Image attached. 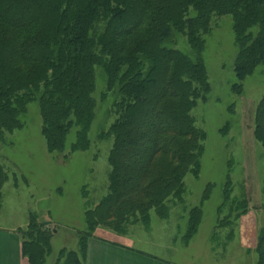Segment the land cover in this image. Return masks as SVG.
Here are the masks:
<instances>
[{
    "label": "trees",
    "instance_id": "trees-1",
    "mask_svg": "<svg viewBox=\"0 0 264 264\" xmlns=\"http://www.w3.org/2000/svg\"><path fill=\"white\" fill-rule=\"evenodd\" d=\"M224 15L233 20V70L240 83L264 64V0H0V140L22 127L20 116L37 102L50 152L65 149L73 128L71 152L87 150L97 69L106 75L103 99L108 92L117 95L108 130L114 144L107 195L86 211L79 249L60 250L55 264H85L87 242L99 226L123 234L132 224L148 225L152 210L167 217L171 202L184 201V179L199 175L205 140L191 114L210 90L201 58L204 35L212 18ZM174 33L187 38L194 57L167 45ZM256 107L253 133L264 148V95ZM7 179L0 162V194ZM230 184L229 176L218 215L230 200ZM248 206L236 202V219ZM188 213L187 242L203 216L200 206ZM231 214L217 225L223 227ZM29 219L18 231L23 256L45 264L53 232ZM256 249L257 264H264V228Z\"/></svg>",
    "mask_w": 264,
    "mask_h": 264
},
{
    "label": "rangeland",
    "instance_id": "rangeland-1",
    "mask_svg": "<svg viewBox=\"0 0 264 264\" xmlns=\"http://www.w3.org/2000/svg\"><path fill=\"white\" fill-rule=\"evenodd\" d=\"M211 31L204 35L202 59L210 90L192 109L196 126L203 131V153L198 176L187 174L183 202L169 204L167 217L151 211L148 225L136 223L126 233L99 226L94 235H104L129 248L157 256L164 264H257L259 234L264 228V148L256 139L255 114L264 93V64L243 81L236 78L238 47L230 15L212 18ZM169 46L190 56L195 52L187 38L174 33ZM96 70L95 118L89 131L90 147L71 152L77 128L68 135L65 149L50 152L43 132L39 103H29L20 116L22 127L6 133L0 140V162L7 172L0 200V227H26L35 217L53 232L52 254L45 264H55L60 250L77 251L79 238L87 229L85 213L107 195L109 154L114 139L108 135L116 119L117 95L106 94V75ZM241 84V91L233 86ZM231 197L221 214L227 178ZM209 197L203 200L208 187ZM249 204L248 211L236 219V202ZM202 208L196 234L186 241L189 210ZM232 211L230 220L218 226Z\"/></svg>",
    "mask_w": 264,
    "mask_h": 264
},
{
    "label": "crops",
    "instance_id": "crops-1",
    "mask_svg": "<svg viewBox=\"0 0 264 264\" xmlns=\"http://www.w3.org/2000/svg\"><path fill=\"white\" fill-rule=\"evenodd\" d=\"M22 241L17 228L0 227V264H30L23 256ZM87 243L85 264H164L157 256L105 239L97 233Z\"/></svg>",
    "mask_w": 264,
    "mask_h": 264
}]
</instances>
